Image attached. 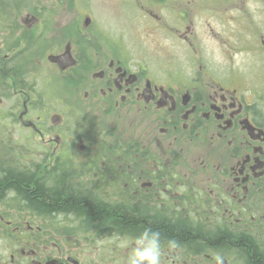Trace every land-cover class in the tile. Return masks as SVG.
<instances>
[{"label":"flooded vegetation","instance_id":"obj_1","mask_svg":"<svg viewBox=\"0 0 264 264\" xmlns=\"http://www.w3.org/2000/svg\"><path fill=\"white\" fill-rule=\"evenodd\" d=\"M244 4L0 0V178L247 237L264 259V23ZM140 231L0 185V264H126ZM163 242V264H254L242 246Z\"/></svg>","mask_w":264,"mask_h":264},{"label":"trees","instance_id":"obj_2","mask_svg":"<svg viewBox=\"0 0 264 264\" xmlns=\"http://www.w3.org/2000/svg\"><path fill=\"white\" fill-rule=\"evenodd\" d=\"M47 182V184H44L43 182L33 181L31 177L22 174H9L5 178H0L1 186L15 188L31 204L48 212L72 211L87 218L98 220L111 218L117 224V227L122 230H143L144 227L150 226L161 232L163 241H184L195 250L206 246H242V251L249 260L254 264H264V259L247 237L233 240L229 233L223 231L204 238L198 231L186 228L183 225L166 220L157 221L151 217H138L132 211L124 209H112L92 198H84L78 194L73 195L72 192H63V189L55 186L52 179H48Z\"/></svg>","mask_w":264,"mask_h":264},{"label":"clouds","instance_id":"obj_3","mask_svg":"<svg viewBox=\"0 0 264 264\" xmlns=\"http://www.w3.org/2000/svg\"><path fill=\"white\" fill-rule=\"evenodd\" d=\"M172 245L173 242L169 241ZM123 247L129 248L126 264H163L164 242L158 229L144 227L131 241L125 240ZM216 264H223L221 256L215 257Z\"/></svg>","mask_w":264,"mask_h":264},{"label":"rangeland","instance_id":"obj_4","mask_svg":"<svg viewBox=\"0 0 264 264\" xmlns=\"http://www.w3.org/2000/svg\"><path fill=\"white\" fill-rule=\"evenodd\" d=\"M95 1V0H94ZM200 1V0H199ZM204 1V0H203ZM246 4H244L246 13L252 15L254 20L258 22L260 25L264 23V7L260 4L259 0H245ZM261 1V0H260ZM202 16L205 15V12L201 13ZM211 15L208 13L207 17ZM199 20H202L203 17L198 16ZM212 26L216 29L217 32L223 34V36L231 37L234 34L235 27L230 23H222L217 18H212L211 20ZM264 30V29H262ZM131 33V28H129ZM218 33V34H220ZM213 43H210L209 46H213ZM239 62V56L236 57L235 63Z\"/></svg>","mask_w":264,"mask_h":264}]
</instances>
